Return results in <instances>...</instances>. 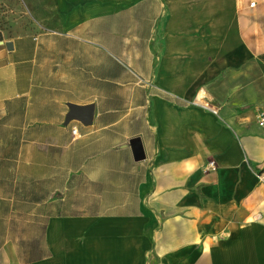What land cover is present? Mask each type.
<instances>
[{
  "label": "crops",
  "instance_id": "crops-1",
  "mask_svg": "<svg viewBox=\"0 0 264 264\" xmlns=\"http://www.w3.org/2000/svg\"><path fill=\"white\" fill-rule=\"evenodd\" d=\"M49 4L55 28L1 40L0 111L56 133L35 179L89 200L0 264H264V0Z\"/></svg>",
  "mask_w": 264,
  "mask_h": 264
},
{
  "label": "rangeland",
  "instance_id": "rangeland-1",
  "mask_svg": "<svg viewBox=\"0 0 264 264\" xmlns=\"http://www.w3.org/2000/svg\"><path fill=\"white\" fill-rule=\"evenodd\" d=\"M55 26L49 0H0V40L24 33L35 37ZM32 129L19 115L17 102L5 113L0 111V241L25 240L37 234L55 200L59 208L64 204L78 207L89 200L82 195V188L65 195L63 180L35 179L49 168V143L57 134ZM63 198L69 204L61 201Z\"/></svg>",
  "mask_w": 264,
  "mask_h": 264
},
{
  "label": "water",
  "instance_id": "water-1",
  "mask_svg": "<svg viewBox=\"0 0 264 264\" xmlns=\"http://www.w3.org/2000/svg\"><path fill=\"white\" fill-rule=\"evenodd\" d=\"M3 42L0 40V45H2ZM7 48H10L9 44H6ZM71 116L77 117L80 119V121L84 124H88L91 120L92 116V108L90 106L81 108V109H71ZM131 146L134 152V158L136 160H139L142 158L141 150L139 147V142L137 140H132L131 141Z\"/></svg>",
  "mask_w": 264,
  "mask_h": 264
},
{
  "label": "built area",
  "instance_id": "built-area-1",
  "mask_svg": "<svg viewBox=\"0 0 264 264\" xmlns=\"http://www.w3.org/2000/svg\"><path fill=\"white\" fill-rule=\"evenodd\" d=\"M253 5H254L253 2L250 3V6H253ZM199 102H200V101H199L197 98H195V99L193 100V103H195V104H198ZM211 112H212L214 115H216V111H215V110H212V109H211ZM258 126L264 130V116H262V115H261V117L259 118ZM71 134H72V135H75V134H76V128H72V130H71ZM208 165H209L208 167H209L210 169H214V168H215V163H214V162H210ZM257 179H258V181H259L260 183H263V184H264V166H263V168L261 169V171L258 172V174H257Z\"/></svg>",
  "mask_w": 264,
  "mask_h": 264
}]
</instances>
